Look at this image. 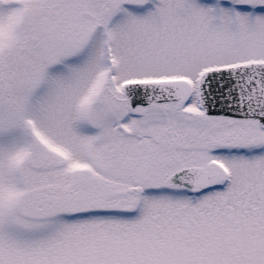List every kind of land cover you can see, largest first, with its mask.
Listing matches in <instances>:
<instances>
[{
	"label": "snow or ice",
	"instance_id": "obj_1",
	"mask_svg": "<svg viewBox=\"0 0 264 264\" xmlns=\"http://www.w3.org/2000/svg\"><path fill=\"white\" fill-rule=\"evenodd\" d=\"M0 264H264V0H0Z\"/></svg>",
	"mask_w": 264,
	"mask_h": 264
}]
</instances>
